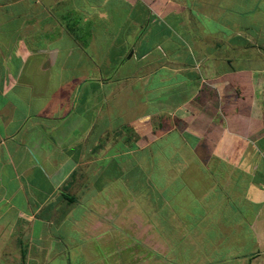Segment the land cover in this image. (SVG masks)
<instances>
[{
  "label": "crops",
  "instance_id": "obj_1",
  "mask_svg": "<svg viewBox=\"0 0 264 264\" xmlns=\"http://www.w3.org/2000/svg\"><path fill=\"white\" fill-rule=\"evenodd\" d=\"M262 43L264 0H0V264H59L60 236L75 240L73 173L122 170L173 132L201 140L202 161L162 213L204 226L162 232L148 216L96 233L129 234L130 264L136 245L147 264H264Z\"/></svg>",
  "mask_w": 264,
  "mask_h": 264
},
{
  "label": "rangeland",
  "instance_id": "obj_2",
  "mask_svg": "<svg viewBox=\"0 0 264 264\" xmlns=\"http://www.w3.org/2000/svg\"><path fill=\"white\" fill-rule=\"evenodd\" d=\"M206 25H208L207 29L214 35V24L207 23ZM187 33L189 36L191 34L190 30H187ZM197 34H199L198 31ZM261 45L263 47L264 43ZM259 79V84L263 85L264 75L260 76ZM209 124L210 120L208 121ZM206 135L209 134L206 133ZM190 136L192 137L187 142H190L191 145H186L185 142L179 144L177 134L173 132L168 138L159 142L156 141L147 150H140L133 156H122L120 159L122 161V170H96L92 172H86L83 169L76 170L72 176L73 180L76 183L78 182V187L75 190L77 199L74 217L75 240L71 236L69 238H66L65 235L60 236L58 247L59 264H120V262L121 264H130L133 257L132 253L135 252L130 235L124 233L119 235L117 232L116 239L112 237L113 241L107 242L108 236L106 237L105 234L101 235L99 234L100 232L96 233V230L105 229V231L114 233V227H117V229L123 227L126 230L131 227H146L148 225V216L151 217L149 225L159 227L156 229L159 231H166L170 227H179L180 222L186 228L204 226L206 222L203 219H201V225H195L200 220L195 221V224L185 223V219L179 218V215L176 217V214H173L172 217L171 213L168 212L164 215L161 209L162 195H166V193L170 194L173 192L174 197H176L175 201H180L185 194V188L179 187V183H177L180 173L191 174L189 167L202 161L201 156L197 154L199 151L193 148L199 149V147L203 146V143L201 140L193 138L194 134ZM205 141H209V138H205ZM158 148H162L161 152L165 155L157 152ZM174 150L181 152L173 156L172 152ZM205 157L203 156L202 159ZM169 158H171V161ZM179 162L181 164L177 165ZM154 163L156 166H154ZM183 164L188 167L187 170L184 169ZM107 165L108 163H103L101 166L106 168ZM169 165L177 169L175 171L178 173L177 178L175 176L172 178L168 177L167 173L169 172L166 168H170ZM98 166L100 165H96L95 168ZM176 184L177 195L175 194ZM80 186H84V189H80ZM197 189H200L199 194H207L209 191L208 184L204 182ZM101 190H104V193L101 192L100 195H103L102 200L105 203L96 201L95 204L92 203L94 205L92 209L87 207L85 200L88 197L99 195L98 193ZM86 209H91L92 211L89 212ZM105 210L110 212L116 210L117 218L115 217L113 221L108 218L98 219L96 216L102 215L97 213L95 216L94 214V211L103 212ZM143 247L145 248V245ZM135 248L139 249L138 253L142 256L138 260L139 264H147L146 260L151 259L152 255L150 256L149 252L146 254V249H142L140 245H136ZM160 252L162 253V251ZM86 254L92 256V263ZM169 262L168 257L165 263L169 264Z\"/></svg>",
  "mask_w": 264,
  "mask_h": 264
}]
</instances>
